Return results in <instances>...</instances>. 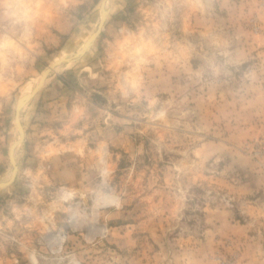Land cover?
Segmentation results:
<instances>
[{"label": "rangeland", "instance_id": "obj_1", "mask_svg": "<svg viewBox=\"0 0 264 264\" xmlns=\"http://www.w3.org/2000/svg\"><path fill=\"white\" fill-rule=\"evenodd\" d=\"M102 0H0L15 112ZM20 112L0 264H264V0H106Z\"/></svg>", "mask_w": 264, "mask_h": 264}, {"label": "water", "instance_id": "obj_2", "mask_svg": "<svg viewBox=\"0 0 264 264\" xmlns=\"http://www.w3.org/2000/svg\"><path fill=\"white\" fill-rule=\"evenodd\" d=\"M105 2L106 0H102L101 4H100V9H101V17L99 20V26L98 28L95 30V32H93L88 38L87 40L84 42L82 48L77 51L74 55L70 56V57H64V58H60L55 60L47 69H45V71L42 73L41 79L39 80L38 84L35 86V88L32 90V92L26 96L21 103L19 104L16 112H15V118H14V122L16 127L19 130V140L14 143L10 149H9V160L10 163L12 165V172H11V176L4 181H0V188H3L5 186H8L9 184H11L16 176V172H17V165H16V161L14 158V152L17 149V147L22 143L23 141V136H24V131H23V127L20 121V112L21 109L23 107V105L28 102L33 96L34 94L37 92V90L43 85V82L46 78L47 72L51 69H53L54 67L58 66V65H62V64H66L69 62L74 61L76 58H78V56H80L81 54H83L85 52V50L88 48V46L91 44V42L94 40V38L100 33L101 30V26L103 25V22L105 20V16H106V9H105Z\"/></svg>", "mask_w": 264, "mask_h": 264}]
</instances>
